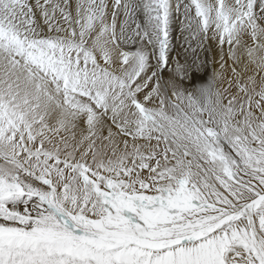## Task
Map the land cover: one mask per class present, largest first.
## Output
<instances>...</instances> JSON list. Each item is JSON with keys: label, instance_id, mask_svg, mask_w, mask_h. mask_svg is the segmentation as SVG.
I'll return each mask as SVG.
<instances>
[{"label": "snow or ice", "instance_id": "1", "mask_svg": "<svg viewBox=\"0 0 264 264\" xmlns=\"http://www.w3.org/2000/svg\"><path fill=\"white\" fill-rule=\"evenodd\" d=\"M0 264H264V0H0Z\"/></svg>", "mask_w": 264, "mask_h": 264}, {"label": "bare ground", "instance_id": "2", "mask_svg": "<svg viewBox=\"0 0 264 264\" xmlns=\"http://www.w3.org/2000/svg\"><path fill=\"white\" fill-rule=\"evenodd\" d=\"M182 41L180 40V33L178 31V25L174 28V31L172 32V40H171V44L173 46V55H175V50H179L180 49V43ZM215 55V51L213 53Z\"/></svg>", "mask_w": 264, "mask_h": 264}]
</instances>
